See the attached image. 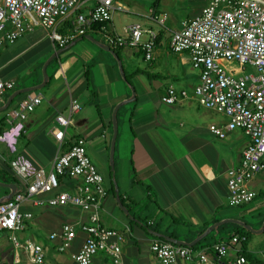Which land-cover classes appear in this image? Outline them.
Wrapping results in <instances>:
<instances>
[{
	"label": "crops",
	"instance_id": "obj_1",
	"mask_svg": "<svg viewBox=\"0 0 264 264\" xmlns=\"http://www.w3.org/2000/svg\"><path fill=\"white\" fill-rule=\"evenodd\" d=\"M117 1L125 6V10L117 12H130L145 18V27L165 33L155 49V60L150 65L154 68L157 61L171 62L168 70L171 79L155 89L152 80L160 74L140 67L137 57L142 55L145 59L140 49L123 47L119 53L123 68H129V74L139 68L146 71L145 74L136 75L146 81L141 93L136 92L134 100L130 97L133 94L125 83L127 81L117 59L103 46H109L115 53L117 46L109 36L122 37L120 29L126 31L139 23L134 19L121 24L119 18L113 16L112 21L102 26L101 30H88L85 37L64 49L56 50L48 31L41 26L25 33L11 47L3 46L9 48L4 53L3 48L0 49V79H13L15 86L0 98V131L10 128L12 112L19 109L20 101L27 93L41 94L43 99L23 120L24 127L16 152L0 141V199L10 197L13 192V188L7 184L17 185L8 173L9 163L16 155L25 154L37 166L49 172L57 154L69 149L65 145L59 146L52 127L58 115H71L72 102L77 100L84 108L73 115L74 124L67 128L66 134L70 143L78 136L84 137L88 155L98 165L100 172H105L108 195L103 201L101 220L105 227L125 233L124 264H163L153 254L150 245L153 239H165V235L188 243L206 237L194 250L205 251L214 259L213 246L229 241L234 235L238 223L232 220L244 221L257 231L252 232L247 251L264 264V170L248 183L257 192L252 203L234 207L228 202L227 172L240 166L250 138L241 129L228 131L223 139L211 132L212 124L224 127L229 118L200 105L194 96L199 72L189 69L192 63L187 53L171 50V34L167 50L163 48L167 31L171 30L172 33L180 29L185 18L181 19L178 29H172L167 25L168 21L175 24L179 20L165 6L162 7L161 0L149 7L137 2ZM192 1L194 13L186 18L200 14L207 5V0ZM167 3L168 0H165V5ZM93 5V1L79 0L84 14ZM153 9L157 15L167 14V28L161 27L149 16ZM56 52H59L58 56H54ZM26 61L29 75L35 77L32 83L18 87L17 73L14 71L16 65H24ZM45 61L47 81L40 86L45 79ZM177 81L181 84L177 85ZM170 85L178 90H186L190 96L176 104L164 103L161 98ZM35 86L39 88L25 90ZM133 101L132 108H128ZM117 105H120L116 112L118 133L112 168L113 115ZM112 170L115 171L114 190L109 181ZM60 182L61 190L70 191L82 184L83 180L80 177H61ZM17 187L15 192L24 189L21 185ZM56 192L39 197L48 198ZM21 210L31 212L33 218L27 222L25 230L16 233L19 241L22 244L27 241L41 244L50 264H75L74 255L87 237L81 225L89 222V213L73 205H37L30 200L22 203ZM219 222L222 223L211 229ZM66 223L75 226L77 235L65 251H59L63 242L60 235ZM53 234L57 236L51 238ZM11 235L10 231H0V261L6 264H31L29 253L22 247H16ZM240 249L241 243L234 244L228 258H235ZM107 259L99 253L91 264H104ZM188 264L203 263L196 258Z\"/></svg>",
	"mask_w": 264,
	"mask_h": 264
},
{
	"label": "built area",
	"instance_id": "obj_2",
	"mask_svg": "<svg viewBox=\"0 0 264 264\" xmlns=\"http://www.w3.org/2000/svg\"><path fill=\"white\" fill-rule=\"evenodd\" d=\"M85 1L94 2L86 14L82 13L79 0H0V49L39 26L48 31L56 50L64 49L85 37L95 24L111 22L117 11L125 10L117 0ZM149 16L167 28V14L157 15L153 9ZM64 27L66 31L62 32ZM126 33L128 37L114 36L111 42L118 47L138 48L147 61L155 60L158 30L136 23L128 27ZM144 36H148L147 39L143 40ZM170 48L176 53H187L193 68L198 70L199 82L194 96L200 105L229 118L224 127L212 124L211 132L223 139L228 131L241 129L250 138L240 166L227 172V185L230 206L243 207L252 203L257 192L248 183L264 170V0H207L200 14L184 19L181 28L172 31ZM226 60L235 61L240 67L226 71L221 65ZM246 65H252L255 72L239 75ZM14 86L15 80L0 79V98ZM189 96L186 90L170 85L161 99L166 104H176ZM42 99L41 94L27 93L19 109L12 112L10 128L0 133V141L12 152L17 151L23 120ZM83 108L74 100L71 115H58L54 120L52 133L60 147L69 144L67 128L74 124L73 115ZM10 164L24 189L12 197L0 199V231L11 232L13 243L29 253L31 264L50 262L41 244L30 241L22 244L16 235L25 230L27 222L33 218L31 212L21 210L22 203L27 200L37 205H73L89 213V222L81 225L87 237L74 255L75 264H91L99 253L108 258L104 264H124L126 235L102 224L101 211L108 189L104 175L87 153L84 137L78 136L68 150L60 151L49 172L25 154L16 155ZM60 177H80L83 182L74 190H61ZM55 191L48 198L39 197ZM76 235L73 224H64L60 235L63 242L58 250L65 251ZM56 236L53 234L51 238ZM243 239L235 234L229 241L216 243L214 259L205 251L161 238L153 239L150 249L163 264H188L196 258L203 264H260L243 255L241 249L235 258H228L232 246L242 243ZM0 264L6 263L0 261Z\"/></svg>",
	"mask_w": 264,
	"mask_h": 264
},
{
	"label": "rangeland",
	"instance_id": "obj_3",
	"mask_svg": "<svg viewBox=\"0 0 264 264\" xmlns=\"http://www.w3.org/2000/svg\"><path fill=\"white\" fill-rule=\"evenodd\" d=\"M123 1H125V2H137V3H140L141 5L146 6V7H149L153 3L157 2V0H123ZM161 5H162V7L165 6L174 15V17L179 20L175 24L172 23L171 21H168L167 25L169 26V28L174 27V29H178L180 27L181 19H184V18L186 19V17L192 15L194 13V10H195L192 0H168V3L166 5H165V0H161ZM114 17L116 19L119 18L121 24L129 23V21L133 20V19L139 21V23H141L143 26L145 25V23H147V21H145V18L139 17V16H137L133 13H130V12H127V13L126 12H116L114 14ZM120 33L122 34V37H124V38L128 37V34L126 33V31H123V29H120ZM170 34H171V30L167 31L166 36L163 39V48L165 50H167L166 46H167V43L169 42ZM147 37L148 36H144L143 40L147 39ZM6 45L11 47V45H13V44H5L4 46H6ZM8 48L9 47H4L2 49V52L3 53L6 52V50ZM137 60H138L141 68H145L148 71L152 72L153 74L154 73L160 74L159 77H157V78L155 77L152 80V83L155 86V89H158L159 85L163 86L164 84H166L167 81H169L171 79V76L169 75V72H168V70H170V67H171V64H170L171 62L164 60L162 63H159V61H157L156 66L153 68L150 65L151 62L145 61V59H143L142 55H139L137 57ZM46 62L47 61H45V63L43 64V67H44V65H46ZM221 65L226 71H230L232 69L235 70L236 68L240 67V65L237 62L228 61V60L222 62ZM43 67H42V70H43ZM188 67L191 70V72H196V70L192 68V65H189ZM28 68H29V64L27 61L25 62L24 65H20V64L16 65L14 72L17 73L16 77L18 79V81H17L18 87L22 86L24 84L32 83L35 76L29 75V69ZM245 68L246 69L244 71H242L239 75L244 74V73H249V72H255V68L252 65H246ZM127 70L130 71L129 68ZM131 81H132L133 85L128 84V82H125L127 85H129V91L132 92L133 95H134L133 89L137 93H141V91L143 89V85L146 82L145 79H143V77L134 76L131 78ZM179 83H180V81H177V85H179ZM159 92H161V90ZM133 95H131L130 97L132 98ZM152 97L153 96H151V98ZM133 103H134V101L128 105V106H130L128 108L131 109L133 106ZM102 174L104 175L105 172L102 171Z\"/></svg>",
	"mask_w": 264,
	"mask_h": 264
},
{
	"label": "trees",
	"instance_id": "obj_4",
	"mask_svg": "<svg viewBox=\"0 0 264 264\" xmlns=\"http://www.w3.org/2000/svg\"><path fill=\"white\" fill-rule=\"evenodd\" d=\"M156 12V11H155ZM156 14H157V12H156ZM107 23H109V22H103V23H98V24H95L93 27H91L89 30H92V29H100L101 30V27L102 26H106V24ZM65 27H66V25H65ZM65 27L63 28V29H61V31L62 32H65L66 30H65ZM165 35V33L164 32H159V36H158V38H157V40H156V43H157V45L161 42V40H162V38H163V36ZM110 38H115L113 35L112 36H109ZM114 44V43H113ZM114 46H116V45H114ZM123 47H118L117 46V48L116 49H114V51H115V53L119 56L120 54V49H122ZM141 51V50H140ZM142 52V51H141ZM143 53V55H144V52H142ZM145 58V57H144ZM123 70H124V78H125V80L129 83V84H131V85H133V83H132V81H131V78L132 77H134V76H136L137 74H145L146 73V71L145 70H143V69H141V68H139L135 73H133V74H129L128 72H127V70L125 69V68H123ZM87 76H86V80L88 81L87 83H88V85L90 84L89 82V78H88V73L86 74ZM1 132H3V131H0V133ZM72 145V143H70L69 142V144L68 145H65V148H70V146ZM9 168H10V172H8L9 173V175L12 177V179H13V181L17 184V185H21V186H23V184H22V182L20 181V179H19V177L13 172V170H12V167H11V164L9 163ZM60 180H61V177H60ZM109 181H110V183H111V189H113L114 190V182H115V171L114 170H112V171H110V175H109ZM121 201H122V203H124V201H123V199L121 198ZM125 205V204H124ZM126 206V205H125ZM127 207V206H126ZM128 208V207H127ZM234 235L235 234H237V235H239L240 237H244V239H243V241H242V243H241V248H242V254L243 255H245V256H247L248 258H250V259H254L253 257H252V255L247 251V244L249 243V241H250V238L253 236V233L250 231V230H248V229H246L245 227H243V226H240L239 224H236V227L234 228ZM206 237H204L203 239H205ZM203 239H201L200 241H198L196 244H195V246H193V249H196V246L197 245H199L200 243H201V241L203 240ZM254 260H256V259H254ZM256 261H258V260H256ZM259 262V261H258ZM260 263V262H259ZM261 264V263H260Z\"/></svg>",
	"mask_w": 264,
	"mask_h": 264
},
{
	"label": "water",
	"instance_id": "obj_5",
	"mask_svg": "<svg viewBox=\"0 0 264 264\" xmlns=\"http://www.w3.org/2000/svg\"><path fill=\"white\" fill-rule=\"evenodd\" d=\"M88 38H90L91 40H93V42H96V40L93 39V38H91L90 36H88ZM103 47H104V49H106V50H110V51L114 54L115 58H116L117 61H118L120 71H121L122 75L125 76V75H124V70H123L122 61H121V59L119 58V56H118L116 53H114V52L112 51V49H111L109 46H103ZM58 54H59V52H56V53L54 54V56H58ZM54 56H53V57H54ZM48 61H49V60H48ZM46 65H47V64H46ZM46 65H45V67H44V77H45V79H44V82H43L40 86L44 85V84L46 83V81H47ZM38 88H39V86H35V87L26 88L25 90H26V91H31V90H35V89H38ZM133 92H134V95H133V97H132V100H134V99L136 98V91H135L134 89H133ZM8 105H9V102H8L7 106H8ZM119 107H120V105H117V106H116V108H115V110H114V115H113V118H114V134H113V140H112V145H111V166H112V168H113V166H114V165H113V158H114V151H115L116 137H117V133H118V124H117V122H116V112L118 111ZM7 186L13 188V192H12V194L10 195V197H12V196L14 195V193H15V191L17 190L18 187H17V185H9V184H7ZM118 203H119L120 207L123 208V206H122V204L119 202V200H118ZM232 221L237 222L238 224H241V225L245 226L248 230H250V231L253 232V233L257 232V231H255V230L252 228V226L248 225V224L245 223L244 221H240V220H232ZM220 223H222V222H219V223H217V224L212 225V226H211V229L215 228V227H216L218 224H220ZM261 231H262V230H260L259 232H261ZM164 238H165L166 240L172 242V243H175V244H178V245H185V246H188V247H192V246H194V245L197 243V241H199V240L201 239V237H200V238H197V240H195V241H193V242H191V243H188V242L181 241V240H178V239H175V238H173V237L166 236V235L164 236Z\"/></svg>",
	"mask_w": 264,
	"mask_h": 264
}]
</instances>
